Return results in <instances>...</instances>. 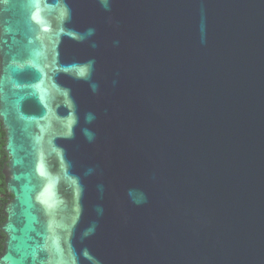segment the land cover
<instances>
[{
  "label": "water",
  "instance_id": "water-1",
  "mask_svg": "<svg viewBox=\"0 0 264 264\" xmlns=\"http://www.w3.org/2000/svg\"><path fill=\"white\" fill-rule=\"evenodd\" d=\"M0 119V264H264V0H0Z\"/></svg>",
  "mask_w": 264,
  "mask_h": 264
},
{
  "label": "trees",
  "instance_id": "trees-1",
  "mask_svg": "<svg viewBox=\"0 0 264 264\" xmlns=\"http://www.w3.org/2000/svg\"><path fill=\"white\" fill-rule=\"evenodd\" d=\"M5 130L3 123L0 119V226L5 222L6 216L4 213L5 204L12 198L9 194L6 186V177L4 174L5 164L8 160V155L5 150L6 140H5ZM5 242V235L0 228V256L3 253Z\"/></svg>",
  "mask_w": 264,
  "mask_h": 264
}]
</instances>
